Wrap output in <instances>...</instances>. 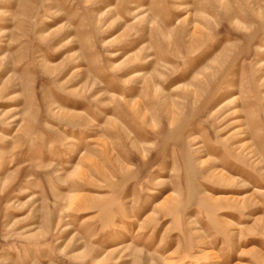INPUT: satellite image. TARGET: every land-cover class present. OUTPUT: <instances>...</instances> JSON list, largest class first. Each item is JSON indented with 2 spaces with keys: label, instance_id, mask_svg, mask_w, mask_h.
<instances>
[{
  "label": "rangeland",
  "instance_id": "obj_1",
  "mask_svg": "<svg viewBox=\"0 0 264 264\" xmlns=\"http://www.w3.org/2000/svg\"><path fill=\"white\" fill-rule=\"evenodd\" d=\"M0 264H264V0H0Z\"/></svg>",
  "mask_w": 264,
  "mask_h": 264
}]
</instances>
